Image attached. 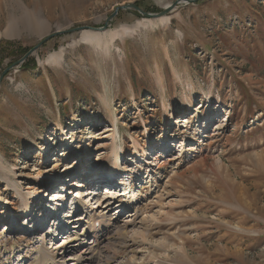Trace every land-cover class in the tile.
I'll list each match as a JSON object with an SVG mask.
<instances>
[{
	"label": "rangeland",
	"instance_id": "obj_1",
	"mask_svg": "<svg viewBox=\"0 0 264 264\" xmlns=\"http://www.w3.org/2000/svg\"><path fill=\"white\" fill-rule=\"evenodd\" d=\"M175 1L0 0V19L26 6L48 26L42 37L0 38V74L57 30L101 29L117 7L158 14ZM163 17L159 25L119 11L100 32L156 25L108 47L80 41L85 30L55 36L3 76L0 264H36L41 248L55 258L61 242L77 248L85 223L70 237L64 205L88 204L89 187L75 196L80 188L63 186L85 180L110 188L99 200L117 194L97 184L114 144L119 169L130 171L131 211H98L120 216L109 224L107 251L117 252L108 262L98 254V264H264V0H197ZM61 48L63 59L48 63ZM115 223L125 228L114 232Z\"/></svg>",
	"mask_w": 264,
	"mask_h": 264
},
{
	"label": "bare ground",
	"instance_id": "obj_2",
	"mask_svg": "<svg viewBox=\"0 0 264 264\" xmlns=\"http://www.w3.org/2000/svg\"><path fill=\"white\" fill-rule=\"evenodd\" d=\"M29 8V7H28ZM26 6L21 9L19 6H17V8L14 9V13H12L11 16H4L6 17V19H0V38H4V39H8V40H16L20 37L21 33L24 31L29 32L30 34H35L38 35L39 37H42L43 35H45L46 30L48 29L47 26V22L46 21H38V19H36L33 11H30ZM16 10L18 11V13L16 14ZM10 13V12H9ZM9 17V19H8ZM4 22V23H3ZM156 22L159 23V25H163L164 23L169 22L168 17H161L159 19L156 20ZM3 23V26H1V24ZM156 23L152 22L151 20H143V21H139L137 22L134 26L129 27V26H122L121 28L117 29V30H107L105 32H97V31H91V30H85L82 31L80 33V41L84 42L85 44H88L90 46H92L93 48H98V47H108L109 45L113 44V42L120 37H123L127 32L129 31H135L138 27H147V26H155ZM63 59V48L59 49L58 51H55L54 53H52L48 59L47 62L48 63H59L61 60ZM187 105L189 106L190 110L193 106L191 100L187 99ZM171 119L174 121L175 119L172 117V115L170 114ZM228 119V118H227ZM226 119V120H227ZM80 123H84V121L80 120ZM106 133V132H104ZM135 149V153L137 154V148L134 146ZM162 153V152H161ZM121 155V147H116L115 144L113 146V150L111 153V160H113V162H110V172L107 175H111V173L114 172H119V178L120 180H122L121 182H119L120 185H124L123 179L128 175V172L130 171H125L122 172V170H119L117 168V164L118 161L120 159ZM162 157V154H157L156 157L154 158V161H159V159ZM145 159H148L147 154L144 155ZM100 172V171H99ZM148 172H152L149 171L148 168ZM88 174L84 173L83 175H81V178H86ZM98 175H101L100 173ZM103 176V175H102ZM101 177V180L99 182H97V184L99 186H101L102 188V184H105V186H113L112 185V181H110L109 179L104 183V179H106V176H104L103 178ZM115 180V178L113 179ZM77 181V180H76ZM82 181H80V184H74L77 182H72L71 184L64 185V188H72V187H77L80 188L75 196L80 195V193L82 194V190L81 188H85V187H89L86 191H84V195L85 198H87V200L89 199H93L94 201H96L97 203L101 202V205L104 207H100L98 206L97 209L95 210H91L94 212V215H97L96 218H91L90 216H83V215H79L75 218H69L67 214H65V216L63 217L64 219L68 218V223L71 225L75 224L76 226H73L71 228V232L69 231V228L67 229L69 232V236H73L76 233H73V231L76 230H81L82 228V224L85 223V226L83 228L84 232L83 234H81L79 236V238H83V240L80 241V243L77 244V248L74 249V246H76V244L72 245L71 247H64L65 244L63 242L56 244L57 250H56V257L54 258L53 256L47 254L43 248H41L39 250V257L37 258V262L36 264H98L100 261V255L98 254H102L105 257V261H111L112 260V256L117 252L116 249H112L111 251H107L108 249V244L111 241V236H112V227L110 226V223H114V221H116L118 218L120 219V216H118L117 218H113L112 220L107 217L108 219H104V217H101L98 211L103 209L108 210L111 209V205L109 204H105V202L107 201V199L113 200V203H115V200H118V198H120L122 196V193H118L115 194L113 196H108L105 200H99V192H98V186L96 184L95 187L94 185H92L91 183L88 185L84 186V182L83 184H81ZM119 186V185H118ZM102 190L104 191V194H111L112 192H110V188L108 187H103ZM115 192V191H114ZM55 196L52 195L50 202H52L51 204L54 203V201H58V198L60 197L61 193L54 194ZM22 200V199H21ZM89 204H91V201L88 202ZM96 203V204H97ZM135 203V201L133 202ZM131 203V204H133ZM26 202L24 200H22V210H26V212L29 214L30 210H27V206H26ZM67 208V203L66 205ZM119 210V209H117ZM125 210V209H124ZM122 211L121 214L124 215L125 211ZM109 211V210H108ZM66 213V212H65ZM115 219V220H114ZM15 220V219H13ZM76 221V222H75ZM41 222L43 221H39L38 224L41 225ZM34 222L32 221L31 224L32 226ZM119 223V222H118ZM110 224V225H109ZM123 228H125L124 226H119L115 223L113 230L114 232H118L120 230H122ZM5 231L9 232V230L7 228H4V231L2 232L3 234L5 233ZM34 231L36 232V229H34ZM56 233V231H55ZM72 235H71V234ZM56 236V234H55ZM54 236V237H55ZM59 237V236H58ZM69 237V238H70ZM63 238V237H62ZM68 238V242L69 239ZM62 241H66L65 238V233H64V240ZM64 244V245H63ZM68 248V249H67ZM69 248H71L69 250ZM59 251V253L57 254V252ZM113 251V253H112ZM66 253H69V255H66ZM57 259H59L57 261Z\"/></svg>",
	"mask_w": 264,
	"mask_h": 264
},
{
	"label": "water",
	"instance_id": "obj_3",
	"mask_svg": "<svg viewBox=\"0 0 264 264\" xmlns=\"http://www.w3.org/2000/svg\"><path fill=\"white\" fill-rule=\"evenodd\" d=\"M197 0H177L175 1L173 4L167 6L166 8H164L160 13L158 14H148V13H145L143 12L141 9H139L138 7L135 6V4H127V5H124V6H120V7H117L114 12L109 16V18L106 20V24L103 28L101 29H91V28H87V27H80V28H74V29H71V30H67V31H60V30H57L55 31L53 34L47 36L46 38H44L43 40H41V42L35 46L34 48H32L27 54H25L19 61H17L16 63H14L12 66L8 67L7 69H5L1 74H0V82L3 78V76L10 70L12 69L14 66H18L19 64H22L30 55L31 53H33L39 46H41L44 42H46L47 40H49L50 38L52 37H55V36H60V35H64V34H68V33H74V32H78V31H82V30H93V31H104L105 30V27L107 25V23L113 19L117 13L119 11H130V10H134L136 12H138L142 17L144 18H160V17H163L167 14H169L171 11H173L174 9H176L178 7V5L182 4V3H193Z\"/></svg>",
	"mask_w": 264,
	"mask_h": 264
},
{
	"label": "trees",
	"instance_id": "obj_4",
	"mask_svg": "<svg viewBox=\"0 0 264 264\" xmlns=\"http://www.w3.org/2000/svg\"><path fill=\"white\" fill-rule=\"evenodd\" d=\"M136 5V4H135ZM137 6V5H136ZM138 7V6H137Z\"/></svg>",
	"mask_w": 264,
	"mask_h": 264
}]
</instances>
